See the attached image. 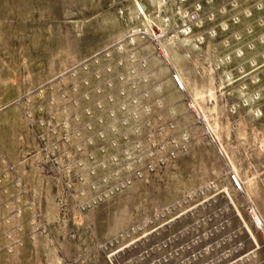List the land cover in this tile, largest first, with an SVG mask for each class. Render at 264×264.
<instances>
[{"label": "rangeland", "instance_id": "obj_1", "mask_svg": "<svg viewBox=\"0 0 264 264\" xmlns=\"http://www.w3.org/2000/svg\"><path fill=\"white\" fill-rule=\"evenodd\" d=\"M0 264H264V0H0Z\"/></svg>", "mask_w": 264, "mask_h": 264}, {"label": "bare ground", "instance_id": "obj_2", "mask_svg": "<svg viewBox=\"0 0 264 264\" xmlns=\"http://www.w3.org/2000/svg\"><path fill=\"white\" fill-rule=\"evenodd\" d=\"M235 182H236V181H235ZM252 218H253L254 222H255L257 225H261V221H260V219L258 218V216H257L254 212H252Z\"/></svg>", "mask_w": 264, "mask_h": 264}, {"label": "built area", "instance_id": "obj_3", "mask_svg": "<svg viewBox=\"0 0 264 264\" xmlns=\"http://www.w3.org/2000/svg\"><path fill=\"white\" fill-rule=\"evenodd\" d=\"M232 180H233V182H235L234 179H232Z\"/></svg>", "mask_w": 264, "mask_h": 264}]
</instances>
